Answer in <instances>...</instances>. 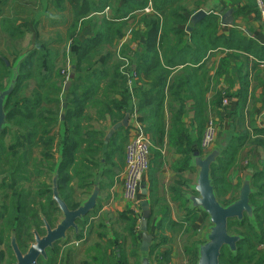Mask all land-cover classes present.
<instances>
[{"label":"trees","instance_id":"1","mask_svg":"<svg viewBox=\"0 0 264 264\" xmlns=\"http://www.w3.org/2000/svg\"><path fill=\"white\" fill-rule=\"evenodd\" d=\"M123 1L0 0V92L7 87L12 68L19 57L34 47L19 64L18 79L5 108L9 127L0 136V174L12 173L0 183L4 198L10 197L9 192L12 195L10 206L2 205L3 208L8 207L9 212H37L38 210L33 208L36 198H44L49 194L51 196L46 182L51 181V175L57 166L60 195L72 209L78 208L81 203V200H77L78 194L89 195L92 182L101 168V190L115 185L124 167V163L121 166L120 161L123 160L130 127L117 131L108 143H105V137L108 130L122 122L127 114L136 112L139 115L138 121L147 123L146 134L152 136L151 142L154 146H164L165 134L168 135L170 143L182 145V141H177L175 136L183 130L181 119L185 110L173 107L181 101L178 96L180 92L187 89L188 95L192 93L188 83L193 75L198 78L201 71V82L204 84L206 71L205 63L190 66L198 63L197 60L174 62L172 58L176 54H183L187 58H205L215 51L224 54L217 68L213 69V78L218 83L224 81L230 86L233 83L231 77H239L241 90L235 94L239 99L238 116L241 121L238 139L244 144L249 138L242 115L248 100L249 85V74L246 72L248 60L243 58V55L252 56L264 63V46L248 39V35L239 25L230 28L227 34L223 33L217 14L207 16L192 33L187 34V16L198 12L208 0ZM230 1L234 5L242 1L246 3L236 8L235 17L243 20L253 17L255 21H262L255 0ZM148 2L152 3L155 14L142 16L138 21L139 30L132 32V41L143 39L145 43L135 51L124 44L119 51L120 57L128 60L130 71L136 73L130 89L121 70L124 62L114 56L115 48L130 29V13L145 9ZM106 9L111 10L108 16L105 15ZM84 31H89L90 36L83 38ZM161 57L167 66H171L169 70L162 68L164 66L160 62ZM175 63H178L176 66L184 67V71L178 76L184 75L180 78L177 75L168 78L174 73ZM233 64L236 73L231 72ZM68 67L74 71L76 77L63 100L64 87L69 79L63 75V70ZM148 77L152 79L151 84L146 82ZM168 79V111L171 113L172 122L167 130V125L161 117L165 97L158 93V97L162 96L158 102L153 96V90L166 88ZM177 83H180V86L177 87ZM202 88L196 92L199 97L194 99V119L198 122L200 140L209 120L205 98L207 88L205 91H202ZM221 97L223 100L222 95ZM218 102L221 103L220 98ZM152 104L156 105L154 122H151L144 112L145 108ZM253 131L257 135L264 134L263 130ZM187 142L191 152L196 150L203 155L200 141L188 139ZM232 143L218 163L211 167L216 196L224 206L235 200L227 198L231 191L227 175L238 160L241 146L234 147ZM181 151L188 152L187 149ZM262 176L264 167L252 180L256 193L251 196L250 203L257 209L258 214L264 212V202H261V194L264 193ZM40 177H45V185L41 183L39 194L33 196L31 189L25 190L18 186L19 183L33 184ZM221 192L224 199L221 198ZM148 193L152 202L149 208L150 225L155 205L151 176ZM181 200L182 210L187 214L186 223L176 225L169 222L171 229L185 228L188 223L196 222L195 211L188 209L187 201L183 197ZM3 217L0 213V221ZM126 217L125 214V230L135 245L137 220L133 216ZM165 221L167 220L164 219L159 225L160 234ZM236 227L232 221L229 222V229ZM164 234L165 232L163 236ZM163 236L161 244L164 245L168 242ZM239 246L236 256L224 248L220 264H245L246 259L251 262L257 256L255 250L243 244ZM186 252L188 260L194 264L196 246ZM123 259L125 264V257ZM94 261L99 264L98 258ZM111 264L115 262L112 261Z\"/></svg>","mask_w":264,"mask_h":264},{"label":"crops","instance_id":"2","mask_svg":"<svg viewBox=\"0 0 264 264\" xmlns=\"http://www.w3.org/2000/svg\"><path fill=\"white\" fill-rule=\"evenodd\" d=\"M124 0L123 2H125ZM194 1V0H192ZM224 6L227 9H234L236 12V8H239L243 5H245V1H242L240 4L234 5L230 0H221ZM256 1V0H255ZM122 2V3H123ZM184 1V5H185ZM206 1L204 5L207 3ZM204 5L200 8V10L204 7ZM111 10L106 9L105 15H110ZM155 14V11L152 7V3L148 2V5L145 9L141 11H132L130 13L129 18V24H131L129 31H127L125 37L116 44V51L122 46V45H129V48H131L132 51H135L140 46H142L145 42L143 39H138L137 41H132V32L133 30H139L138 27V21L142 16H153ZM194 15V14H193ZM193 15H186L188 17V20ZM221 20L222 25V19L221 16L218 15ZM136 18V19H133ZM235 23L234 26L239 25L242 27V29L246 32L248 35V39H252L256 42H258L260 45L264 46V15L262 16V21H255L253 17H248L247 19L243 20L242 18H237L234 15ZM259 23V24H257ZM233 26V27H234ZM189 27V23L186 26V33L190 34L192 33L196 27L193 28L192 31H188L187 28ZM229 26H223L222 25V32L227 34L229 32L230 28ZM90 36L89 31H84L82 34V37H88ZM114 49V50H115ZM162 56V55H161ZM224 57V54L221 53V51H216L208 57L201 58L195 57V58H187L183 54H176L172 59H174V62L178 61H190V60H197L198 63L195 64H187L188 66H200L201 64L205 63V76H204V84L202 85L201 77L202 72H199L200 77H196V75H193L191 78V82L188 83L189 88L192 89V93L188 95L187 89L180 92L178 94L180 98V102L177 106H174L173 108H183L185 110V113L182 115L181 122L184 124L182 134H178L175 136L177 137V141L181 140L182 145L177 144L174 145L170 143L168 135L165 134L164 138V146L158 147L154 146L152 143V165L150 168V171L148 172L144 183L142 184V190L143 188L146 189L147 193L146 195L143 194L141 190V197H140V203L142 204L143 201H146L149 205V208L151 207V200L148 193V186H149V177L153 179V201L155 202V205H153L154 210V217L151 222L150 228L155 223L154 227L155 230H152V233H155L160 223L165 219V223H163L164 228H162V232H165L164 236H171V234L168 232L172 229L169 228V222H173L174 224H182L186 223V213L182 210L181 204L183 203V200H181V197L185 199V195L191 192V186L195 184V180L197 177V170L194 168H190V159L192 156V152L190 150V145H188V139L193 141H200V135L198 134L199 126L198 122L194 119L195 117V98L197 99L199 96L196 95V92L198 90L202 91L207 90L206 93V104L208 108L209 118H214L218 122L219 127V133L216 145L220 141V139L230 134L232 136V145L234 147H240L241 151L238 155V160L236 161V164L234 167L229 171L227 175V180L230 186L232 187V192H229L227 198L237 199L238 197V190L240 188L241 182L244 180L247 173H252L253 177L255 174H258L263 170L264 167V134H256L253 130L256 129L258 131L263 130L264 131V63H260L259 60L254 59L252 56H244L243 58L248 60V63L246 64V72L249 74V85H248V100L246 102V105L244 107V110L242 111L244 114V123L246 126V130L249 133V138L247 141L242 144V142L238 139L239 134L241 131V121L240 117L238 116V97H235L236 92L241 90V85L239 82V77H231V81L233 83L227 84L224 81H220L219 83L215 81L213 78V69L215 70L217 66L219 65V62L221 58ZM161 64L164 66L162 67L165 71L170 69L167 66L166 63H164L162 57L160 58ZM178 63H175L176 66ZM236 64V63H235ZM232 67V73H236L235 71V65L233 64ZM183 66L178 65L174 68V73L171 74L168 78H171L173 75H179L183 70ZM208 69V71H207ZM69 70V74L72 71ZM184 74H181L178 76L180 78ZM174 76V77H175ZM69 78V77H68ZM210 78V79H209ZM147 84L152 83V79L150 77L146 78ZM169 86V79L166 85V88L162 89H155L153 90V96L157 98V101L159 102L161 99V95H164L165 99L163 98V112L161 113V117L163 121L167 125V130L170 129V124L172 122L171 120V113L168 111L170 98L168 96V90L167 87ZM177 87L180 86V83L176 85ZM193 92H195L193 94ZM158 93L161 94L158 97ZM223 93H226L227 97L230 99V104L225 108L222 104V97L221 95ZM220 94V95H219ZM233 94V95H232ZM232 96V99H231ZM234 96V97H233ZM220 98V104L218 102V99ZM135 103L137 104V101L135 100ZM149 103V102H148ZM149 106V105H148ZM155 109L156 105H150L149 107L145 108L144 112L147 114V118L150 119L151 122H154L155 120ZM241 112V111H240ZM237 114V115H236ZM130 115V114H129ZM139 116V115H138ZM131 115L129 118V127L131 129ZM142 125L141 127L144 129V131H147V123L140 122ZM251 123V126H250ZM253 127V128H252ZM112 129V127L108 130V132ZM184 131V132H183ZM147 133V132H146ZM262 136V137H260ZM150 139L152 136H149ZM152 141V140H151ZM201 148V147H200ZM187 153L181 150H186ZM203 156H205L203 154ZM124 168V167H123ZM123 171V169H122ZM121 171V172H122ZM120 172V174H121ZM120 174L118 176H120ZM264 177V176H262ZM253 180V179H252ZM256 191V190H255ZM91 193V192H90ZM179 193V194H178ZM90 195V194H89ZM88 195V196H89ZM261 202H264V193ZM87 196V197H88ZM86 197V198H87ZM85 198V199H86ZM84 199V200H85ZM258 199V200H259ZM82 200L81 203L84 201ZM186 200V199H185ZM187 201V200H186ZM80 203V204H81ZM187 207L189 209V203L187 201ZM165 208V209H164ZM190 210V209H189ZM197 216H196V222L194 224L193 231L202 237H204L209 231V220L208 224L205 222L208 217L202 213L199 212V210H194ZM157 212V213H156ZM132 213V214H131ZM92 214H98L97 219L95 220V223L98 224L100 221V228L103 227L106 228V235L108 241H113L114 239V233L116 236L120 238L122 236L123 231L116 230V227L119 229L126 221H124V217L126 214V218L128 216H134L137 220V224H140V221L138 222L139 215L135 214L134 210L130 208L126 204V202L123 200V184L120 179H116L115 185H113L111 188H105L101 190L100 199L98 201V205L96 209L92 212ZM141 217H142V206H141ZM133 217V218H134ZM203 220V221H202ZM202 222V223H201ZM127 227V223L125 224ZM91 227H96L94 224L91 225ZM99 227L96 229L98 230ZM125 235H128L127 231H124ZM137 233H135L136 235ZM167 234V235H166ZM138 237V235H136ZM136 237V241H137ZM131 238V237H130ZM195 237H192L194 239ZM132 239V238H131ZM190 239V238H189ZM123 241V240H122ZM191 242V241H190ZM204 242V241H203ZM75 243L72 245L74 246ZM125 246V244H123ZM195 245H190L191 248H193ZM76 247V246H75Z\"/></svg>","mask_w":264,"mask_h":264},{"label":"water","instance_id":"3","mask_svg":"<svg viewBox=\"0 0 264 264\" xmlns=\"http://www.w3.org/2000/svg\"><path fill=\"white\" fill-rule=\"evenodd\" d=\"M211 14L220 15L223 26H234L235 10L227 9L221 0H208L204 7L190 18L187 30L189 32L192 31L194 27ZM33 49L34 47L27 50L19 57L12 68V75L7 87L0 92V136L4 130L9 127L5 108L18 79L19 64ZM6 64L10 65L8 62H6ZM75 77V73L72 70L64 87L63 100H65L67 92ZM129 118L130 115L127 114L122 122L112 127L105 137V143H108L117 131L129 127ZM232 139L230 134L223 136L218 144L205 156L201 155L196 150L192 151L189 166L197 170V177L195 184L191 186L192 193L186 194L185 199L189 203L190 211L199 210L204 213L208 217L210 224L204 242L197 247L196 264H220V256L224 248H227L232 253H236V244L242 240V237L230 235L228 230L230 220L235 219L242 221L244 214H246L252 224L256 222L257 209L250 203L251 196L256 193L255 189L252 187V173L249 172L246 174L238 190L237 199L227 206L222 205L218 201L213 186L211 167L218 163V160L223 156L224 152L231 144ZM102 175L103 169L101 168L92 182L90 195L78 206V208L69 210L60 195L57 183L58 166L55 168L52 181L53 200L57 203L62 212L63 219L53 230L48 228L47 237L43 239L37 237L36 243L31 246L24 256L20 253L13 238L12 248L16 254L17 264H35V259L38 256L39 250L44 249L45 246H51L55 241L65 240L67 238V232L71 229H74L76 232L78 231V221H82L87 215L92 213L98 205L101 194ZM4 177L5 176H0V181ZM142 192L144 195L147 193L145 188H143ZM141 206L142 220L139 225V231L142 233L139 248L140 263L151 264L149 260V251L153 238L148 233L151 213L146 201H143Z\"/></svg>","mask_w":264,"mask_h":264},{"label":"flooded vegetation","instance_id":"4","mask_svg":"<svg viewBox=\"0 0 264 264\" xmlns=\"http://www.w3.org/2000/svg\"><path fill=\"white\" fill-rule=\"evenodd\" d=\"M6 151L10 152V150ZM53 173L51 175L50 181L51 186L49 187L51 196L49 194V198L48 195L44 198H36V205H33V208L37 209V212L27 214H22L21 211L17 210L14 212H9V208L7 206H10L11 204V202L8 201H10L12 195L7 198V208H3L2 204H0V213H2L4 216L0 221L3 224V229L0 233V264H17L16 254L12 248L13 238L20 253L24 256L27 254L31 246L36 243L37 237L40 239L47 237L48 228L53 230L63 219L62 212L60 211L57 203L53 200ZM11 175V172L0 174V176H5L0 181V183L3 182V180L9 178ZM66 205L69 210H75L70 208L67 203ZM14 209H16V205H14ZM44 209L45 211H43ZM94 220L95 214L90 213L82 221H78L79 227L77 232L74 229H71L67 232V238L65 240L55 241L51 246H45L44 249L39 250L38 256L35 259V264H97L94 261L96 258L99 259V264H107L108 262L109 264H111L112 261H114L115 264H124V257L126 260L125 264H128L129 256H127L123 250L124 245L122 239L116 236V234L114 233L113 241H108L106 228H99L98 230H96V228L91 227V225L93 224L92 221ZM230 221H232L233 224H236V228H239L243 232V234L233 233L232 230L235 228H228L230 235L241 236L242 240L236 244V253H232L228 249L227 250L233 256H236L240 247L239 245L243 244L245 247H248L253 251L255 250L254 252L257 253V256L253 258V261L250 262V260L248 261L246 259L244 261L245 264H264V229L262 228L264 224L263 221L258 218V213H256V222L254 224L250 222L246 214H244V218L242 221H238L235 219ZM102 229L104 231L99 233L98 231H101ZM177 229L178 228L169 231L168 234L170 233L171 236L166 237L163 236L162 231V234H160L159 229L154 234L151 232L152 230L149 229L148 233L153 238L149 251V260L151 264H172V257H170L171 249L168 248L166 244H161V242L162 236L167 239V242L169 238H173L176 232H180L177 231ZM8 232L9 237L5 238L4 234ZM88 234H90L89 237ZM140 234L141 236L139 238V248L142 238V233L140 232ZM136 235H138V233ZM91 237H93V240L91 239ZM91 241H93L92 246L88 250H84L87 247V243H90ZM74 243L78 245L76 247L75 245L72 246L71 244ZM202 243L195 244V264L197 258V247ZM79 246L82 248H80L77 253L78 257H76L75 251ZM193 248L188 247V249ZM80 256L84 258L83 260L81 259L80 261H78ZM130 257L137 258V263L141 264L139 249L136 254L131 253Z\"/></svg>","mask_w":264,"mask_h":264},{"label":"built area","instance_id":"5","mask_svg":"<svg viewBox=\"0 0 264 264\" xmlns=\"http://www.w3.org/2000/svg\"><path fill=\"white\" fill-rule=\"evenodd\" d=\"M262 16L264 15V0H256ZM117 57L124 62L121 70L127 78L128 86H133L136 73L130 71L129 62L125 58H121L119 52ZM68 76V75H67ZM68 78V77H67ZM222 104L226 108L230 104V99L226 93L222 94ZM138 115L134 112L131 116V129L129 131L128 143L125 148V163L123 171L117 178L123 184V200L135 214L141 213V190L142 184L150 171L152 165V142L146 134L142 125L137 119ZM219 127L218 122L214 118H209L200 140V147L204 155H207L215 146L218 138Z\"/></svg>","mask_w":264,"mask_h":264},{"label":"rangeland","instance_id":"6","mask_svg":"<svg viewBox=\"0 0 264 264\" xmlns=\"http://www.w3.org/2000/svg\"><path fill=\"white\" fill-rule=\"evenodd\" d=\"M237 5V4H235ZM259 24V23H257ZM48 37V36H47ZM120 50H117L116 52H119ZM120 53V52H119ZM115 57L117 56V54L115 53L114 55ZM130 67V66H129ZM69 68V67H68ZM69 70L65 69L63 70V75L66 77V79H68L67 77L69 76ZM68 75V76H67ZM108 134V133H107ZM106 134V135H107ZM123 163H125V153L123 155V160L121 159L120 161V165L123 166ZM41 183H43L45 185V177H40L39 180L35 181V183L33 184H21L19 183L18 186L19 188H23L25 190H29L31 189L32 191V195L34 196V194H39L41 192ZM47 186L50 187L51 186V183L50 182H46ZM232 187H231V191L232 192ZM90 194V193H89ZM222 194V192L220 193V195ZM8 195H11V193L9 192ZM79 197L77 200H84L88 195H81V194H78ZM49 198V196H48ZM221 198L224 199V197H222L221 195ZM8 201V199H5L4 198V194L2 191H0V204L4 205L6 204ZM9 202V201H8ZM141 210V209H140ZM264 211V210H263ZM157 213V212H156ZM132 214V213H131ZM98 214H96L95 216V220H96V217H97ZM154 215V213H153ZM197 216V215H196ZM134 217V216H133ZM258 218L260 220L263 221V224H264V212L262 213H259L258 214ZM95 220L92 221L93 224L96 226L95 228L97 229L98 227L100 228V222L98 224L95 223ZM142 220V217H141V214H139V219H138V222L140 221L141 222ZM203 221V220H202ZM152 222V221H151ZM205 222H207L208 224V219L205 220ZM156 223V222H155ZM155 223L153 224V226L151 227V230H155ZM202 223V222H201ZM125 224L122 225L119 229L116 227V230H122L123 233H122V236H120V238L122 240L125 241V246H124V252L126 253L127 256H129V261H128V264H138L137 261L138 259L137 258H133V257H130L131 256V253H137L138 252V249H139V238L141 236L140 234V231H139V225L140 224H137V233H138V237H137V241H136V244L134 245L130 236L129 235H125L124 233V230H125ZM194 223L190 222L188 223V225L185 227V228H178L177 231H180V232H176L174 234V237L173 238H169L168 240V243L166 244V246H168V248L171 249L170 251V257H172V264H193L191 263L189 260H188V255H187V252L186 250L188 249V247H190V245H195L197 243H202L204 241V237L200 236V235H197L193 229H194ZM2 222H0V233L3 229L2 227ZM209 225V224H208ZM102 228L104 229L103 227V223H102ZM262 228L264 229V226H262ZM101 230V231H98L99 233L103 232L104 230ZM152 232V231H151ZM233 233H242L243 232L238 228H235L232 230ZM154 234V233H153ZM5 238L9 237V232L8 233H5ZM90 236V234H88V237ZM192 237H195L194 239H192ZM190 238V239H189ZM91 239L93 240V237H91ZM136 240V239H135ZM75 241V240H74ZM191 241V242H190ZM93 244V241H91L90 243H87V247L84 249V250H88ZM73 245V244H71ZM78 244L75 243V246H77ZM127 246V247H126ZM80 248L82 247H78V249L75 251V256H77V253L78 251L80 250ZM167 248V247H166ZM186 252V253H185ZM84 257H79L78 261H80L81 259L83 260ZM76 261V260H75ZM195 264V263H194Z\"/></svg>","mask_w":264,"mask_h":264},{"label":"bare ground","instance_id":"7","mask_svg":"<svg viewBox=\"0 0 264 264\" xmlns=\"http://www.w3.org/2000/svg\"><path fill=\"white\" fill-rule=\"evenodd\" d=\"M121 47H122V46H121ZM121 47H120V48H121ZM120 48H119L118 50H120ZM130 115H131V114H130ZM131 116H132V115H131Z\"/></svg>","mask_w":264,"mask_h":264}]
</instances>
